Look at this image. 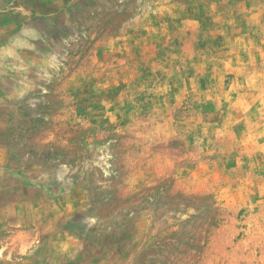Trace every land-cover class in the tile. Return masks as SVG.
<instances>
[{
    "label": "rangeland",
    "instance_id": "1",
    "mask_svg": "<svg viewBox=\"0 0 264 264\" xmlns=\"http://www.w3.org/2000/svg\"><path fill=\"white\" fill-rule=\"evenodd\" d=\"M0 264H264V0H0Z\"/></svg>",
    "mask_w": 264,
    "mask_h": 264
}]
</instances>
